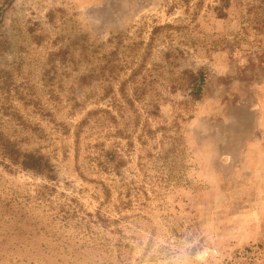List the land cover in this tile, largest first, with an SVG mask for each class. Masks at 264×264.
<instances>
[{"label": "rangeland", "instance_id": "1", "mask_svg": "<svg viewBox=\"0 0 264 264\" xmlns=\"http://www.w3.org/2000/svg\"><path fill=\"white\" fill-rule=\"evenodd\" d=\"M0 137V264H264V0H0Z\"/></svg>", "mask_w": 264, "mask_h": 264}, {"label": "trees", "instance_id": "2", "mask_svg": "<svg viewBox=\"0 0 264 264\" xmlns=\"http://www.w3.org/2000/svg\"><path fill=\"white\" fill-rule=\"evenodd\" d=\"M188 76L189 85L191 89V95L194 100H198L204 89L205 76L202 72L194 74L191 72H185ZM0 150L6 158H8L13 164L20 166L24 170L33 171L38 174H45L48 179L55 178L54 166L44 155L34 152H23L16 147L10 139L0 137ZM118 171V166H116Z\"/></svg>", "mask_w": 264, "mask_h": 264}, {"label": "clouds", "instance_id": "3", "mask_svg": "<svg viewBox=\"0 0 264 264\" xmlns=\"http://www.w3.org/2000/svg\"><path fill=\"white\" fill-rule=\"evenodd\" d=\"M210 252L192 239L174 251L165 252L160 246L145 248L138 258L141 264H209Z\"/></svg>", "mask_w": 264, "mask_h": 264}]
</instances>
